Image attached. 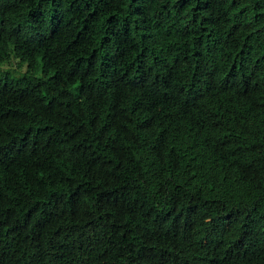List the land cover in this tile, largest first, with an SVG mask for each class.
I'll list each match as a JSON object with an SVG mask.
<instances>
[{
    "label": "trees",
    "instance_id": "trees-1",
    "mask_svg": "<svg viewBox=\"0 0 264 264\" xmlns=\"http://www.w3.org/2000/svg\"><path fill=\"white\" fill-rule=\"evenodd\" d=\"M0 264H264V0H0Z\"/></svg>",
    "mask_w": 264,
    "mask_h": 264
},
{
    "label": "rangeland",
    "instance_id": "rangeland-1",
    "mask_svg": "<svg viewBox=\"0 0 264 264\" xmlns=\"http://www.w3.org/2000/svg\"><path fill=\"white\" fill-rule=\"evenodd\" d=\"M25 66L21 67V68H17V61H14L12 60L10 64L8 65H0V71H3V70H19V71H25Z\"/></svg>",
    "mask_w": 264,
    "mask_h": 264
}]
</instances>
